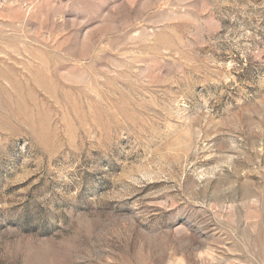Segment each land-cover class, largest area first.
Instances as JSON below:
<instances>
[{
	"label": "rangeland",
	"instance_id": "obj_1",
	"mask_svg": "<svg viewBox=\"0 0 264 264\" xmlns=\"http://www.w3.org/2000/svg\"><path fill=\"white\" fill-rule=\"evenodd\" d=\"M0 264H264V0H0Z\"/></svg>",
	"mask_w": 264,
	"mask_h": 264
}]
</instances>
